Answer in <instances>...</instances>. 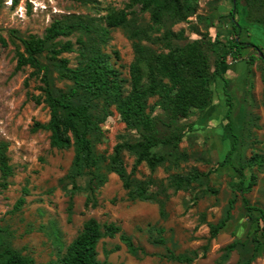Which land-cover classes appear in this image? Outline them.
Segmentation results:
<instances>
[{"label":"rangeland","instance_id":"rangeland-1","mask_svg":"<svg viewBox=\"0 0 264 264\" xmlns=\"http://www.w3.org/2000/svg\"><path fill=\"white\" fill-rule=\"evenodd\" d=\"M130 2L12 0L11 3V0H0V32L8 42L6 47L0 43V142L9 143L8 155L14 167L8 188L0 194V227L3 228L0 252L4 244H10L33 257L36 264H58L59 255L65 252L83 223L95 217L102 224L116 222L148 252V255L133 256L119 236L106 237L98 246L101 260L107 258L115 264H187L169 259L170 249L176 254L197 250L199 258L189 264L242 263L252 254L254 236L264 243V229H257L254 220L259 212H254L251 219L243 206L242 195L237 192L241 166L254 153L264 155V114L258 112L264 107L263 93L256 85L257 70L247 61H241L237 67V78H229L227 90L221 78L213 81L214 97L209 108L205 111L192 109L184 119H171L159 96L148 98L146 111L155 119L159 137H170L173 141L153 148L156 155L165 157L162 165L152 170L143 162L131 175L134 186L141 183L147 186L148 193L154 198L151 201H133L112 167L115 146L118 143H135L142 137L141 126L125 122L116 104L106 106L104 102H98L101 132L91 135L97 158L92 169L107 178L97 195L98 205L85 208L88 196L85 188L90 180V174L85 170L77 177L82 191L74 196L71 218L68 206L72 183L68 175L74 168V147L53 148L49 131H32L37 121L47 122L50 114L46 103L38 104L33 99L43 93L40 87L44 70L39 74H34L35 68L31 66L16 70L18 53L24 51L22 39L31 35L43 37L56 19L71 22L77 16H84L105 25V14L124 8ZM189 2L196 11L187 19H178L165 11L158 23L151 11H142L140 5H134L129 9L132 13L127 24L111 30V39L102 44V51L119 71L124 95L131 90V65L147 53L168 52V43L183 47L195 40L202 41L211 71L220 54L229 50L230 41L235 36L229 16L232 0ZM245 14V1L239 0L236 19L239 24L244 26L248 23L250 26V34L245 27L241 39L264 50V26L248 22ZM80 36L77 31L56 41L72 40L76 43ZM75 46L78 47L77 44ZM253 49L256 50L254 47L242 48L240 56L228 53L226 58L235 63L236 58L251 53ZM60 57H67L71 67H75L80 58L77 51L65 52ZM40 62L47 68L55 90H71L73 83L61 78L58 62L52 60L47 51L40 56ZM85 98V93L80 91L73 100L81 102ZM234 140L236 149L227 162L225 157ZM121 157L127 172L131 173L138 153L126 148ZM255 171L258 182L248 198L251 204L264 209V168ZM244 172L248 182L252 170L246 168ZM193 175L197 178L186 190H175L172 183L177 177ZM21 196L26 198L25 203L16 209L15 203ZM231 199L234 200L232 219L219 235L212 238L209 224L226 215ZM159 228L164 232L160 234ZM160 236L165 238V244L154 242ZM56 238L62 241L63 247ZM233 242L237 245L227 250L226 247ZM207 244L209 249L202 257ZM116 246H119L118 250L105 255V250ZM252 264H264V244Z\"/></svg>","mask_w":264,"mask_h":264},{"label":"trees","instance_id":"trees-1","mask_svg":"<svg viewBox=\"0 0 264 264\" xmlns=\"http://www.w3.org/2000/svg\"><path fill=\"white\" fill-rule=\"evenodd\" d=\"M82 1V0H74ZM247 8V21L264 25V0H244ZM233 6L229 13L234 38L230 41L229 50L220 54L214 63V70L211 71L208 58L205 54L204 44L200 40H195L183 47L173 46L168 43V52L147 53L141 59L134 62L130 67L131 90L124 95L123 79L120 73L110 61V57L102 51V44L111 39V30L127 24L129 10L134 5H140L142 11H151L156 23L160 22L165 11L171 12L178 19H187L196 11V7L189 0H131L124 8L110 10L104 15L105 25L97 24L92 18L77 16L71 22L56 19L47 29L43 37L31 35L27 39H22L24 51L18 53L16 70L25 66L35 68L34 74H39L44 70L41 78L43 85L41 96H34L38 104L44 102L49 107V120L47 122L37 121L32 131L39 129L50 132V145L53 148L63 150L74 147L75 158L74 168L69 173L72 187L70 189V202L68 206L71 218L74 209V196L82 191L77 182V177L85 170L90 174V180L86 186L88 196L84 203L85 208L96 207L98 205V193L107 178L100 175L92 168L97 164V158L93 150L92 133H98L100 129L99 113H97L98 102L102 101L107 105L116 104V109L122 119L129 124H138L142 129V137L135 143H118L115 146L114 155L111 157L112 167L123 181V186L128 190L130 198L134 200L151 201L153 195L148 193L145 184L133 185L131 175L136 171L137 166L146 162L152 170L162 165L164 156H158L153 148L159 144L171 143L172 138H161L158 135L157 123L153 117L147 113L148 98L159 96L164 108L169 112L170 118L179 120L186 118L192 109L205 111L213 103L212 83L217 78H221L225 83V89L230 84V79L222 72L221 65L226 62L228 53L240 56L242 48L254 47L258 53L263 52L260 46L246 42L241 39L245 27L239 24L236 19L238 13L239 0H232ZM80 32L77 42L72 40L65 42L56 41L61 36H71L75 32ZM85 37V38H84ZM51 44L48 45V43ZM0 43L4 47L8 45L6 38L0 32ZM78 45L76 48L75 45ZM47 51L52 60L58 62L61 70V78L70 80L73 87L70 91L55 90L52 86L48 70L40 62V56ZM77 51L79 62L75 67L69 66L70 60L67 57H60L65 52ZM238 53V54H237ZM234 56V55H233ZM234 56V57H235ZM261 59L264 61V53ZM237 59V58H236ZM256 55H251L247 62L252 64ZM227 90V89H226ZM80 91L86 95L85 100L75 102L73 97ZM44 96V97H43ZM228 105L232 102L227 99ZM104 104V107L106 108ZM96 110V113H95ZM230 112V111H229ZM227 114V117H229ZM231 122V121H230ZM229 122V124H230ZM101 132V131H100ZM179 139V138H178ZM129 149L138 153L133 171L128 173L121 153L124 149ZM9 143L0 142V194L9 186V178L14 174V167L10 163L8 155ZM236 149V140L232 142V147L226 154L225 161L229 162L231 155ZM252 170L250 179L246 182L244 169ZM264 168V155L254 153L243 166L239 173L241 179L237 185V192L242 196V203L250 218L253 213L259 212L254 218L257 229H264V209L251 204L248 195L258 182V174L255 169ZM197 176L177 177L172 185L176 191L186 190ZM26 198L21 196L15 203V208L20 209ZM234 200L229 201L226 215L216 223H210V235L215 238L220 231L225 228L232 219ZM162 206V204H161ZM163 207V206H162ZM263 222V225H260ZM159 233L164 229L159 228ZM3 228L0 227V234ZM119 236L120 241L127 246L128 252L133 256L148 255L147 250L136 244L133 238L123 231L116 222L101 223L97 218H88L73 238L66 246V250L59 255L58 264H115L106 259L99 258L98 246L103 238H115ZM57 243H63L56 238ZM255 245L251 256L244 262L236 264H252L257 252L264 244L261 239L254 236ZM157 244H165L163 236L154 240ZM237 242L226 247L232 250ZM119 246L112 250H105L107 256L110 252L116 251ZM209 245L203 248L202 257L206 256ZM197 250L176 254L168 249V258L179 263H191L199 258ZM0 264H36L33 257L23 254L20 250L10 244H4L0 252ZM48 264V263H42Z\"/></svg>","mask_w":264,"mask_h":264},{"label":"crops","instance_id":"crops-1","mask_svg":"<svg viewBox=\"0 0 264 264\" xmlns=\"http://www.w3.org/2000/svg\"><path fill=\"white\" fill-rule=\"evenodd\" d=\"M247 14H245V16H246ZM264 26V25H263ZM244 27H246V32L248 33V34H250V30H249V27L250 26H248V23H246L245 25H244ZM263 50V49H262ZM262 53H264V50H263V52H260V53H258V51L257 50H252L251 51V53H249L250 55H256V59L254 60V62L251 64L252 65V67L255 69V70H257V73H256V80H257V82H256V85L259 87L258 89H262V93H263V102H264V61H263V59H261L260 57H261V55H262ZM249 54H246L245 56H241L240 58H237V60H236V62L235 63H233V62H229V57L227 58V60H226V62L225 63H223L222 65H221V69H222V72L225 74V76H227L228 78H230V79H232L233 77H235V78H237L236 77V71L238 72V69H237V67L240 65V63H241V61H247L248 60V56L247 55H249ZM259 57V58H258ZM259 62H261V65H260V63ZM251 67V68H252ZM232 74V75H231ZM260 110H261V112H260ZM258 112L259 113H263L264 114V107H262V109H260ZM261 118V117H260ZM228 224V223H227ZM227 227V225L225 226V228ZM224 230V228L220 231V233L222 232ZM219 233V234H220ZM218 234V235H219Z\"/></svg>","mask_w":264,"mask_h":264},{"label":"built area","instance_id":"built-area-1","mask_svg":"<svg viewBox=\"0 0 264 264\" xmlns=\"http://www.w3.org/2000/svg\"><path fill=\"white\" fill-rule=\"evenodd\" d=\"M11 3H12V0H11Z\"/></svg>","mask_w":264,"mask_h":264}]
</instances>
